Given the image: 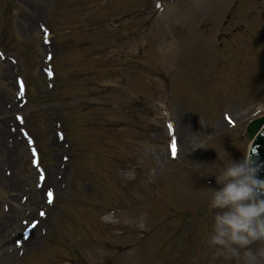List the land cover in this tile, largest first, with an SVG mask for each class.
I'll list each match as a JSON object with an SVG mask.
<instances>
[{"label": "rangeland", "instance_id": "obj_1", "mask_svg": "<svg viewBox=\"0 0 264 264\" xmlns=\"http://www.w3.org/2000/svg\"><path fill=\"white\" fill-rule=\"evenodd\" d=\"M176 7L153 11L147 0H0V46L7 56L0 57V121H12L17 112L24 116L23 127L37 137L52 179L45 186L58 180L56 206L20 247L25 255H2L0 264H68L69 255L85 264H162L164 257L170 264H235L213 261L206 245L212 218L207 202L218 185L204 171L230 156L241 158L246 122L264 113V0H181ZM41 20L53 23L54 39L69 43L59 57L62 70L55 57L62 76L55 90L39 70ZM78 64L82 76L74 70ZM17 76L29 84L22 107L15 96ZM157 101L169 103L168 116ZM222 109L237 123L218 132ZM164 118L175 125L177 160L168 155ZM59 120L74 141L69 152L52 141ZM62 150L72 157L64 177L56 171ZM7 153L0 156L7 181L0 184V227L4 207L27 195L23 189L37 174L26 145L2 164ZM198 174L214 183L200 184ZM13 181L20 189H9ZM118 207L116 215L108 211ZM26 209L5 225L0 250L19 239L22 220L37 218ZM110 243L137 253L121 256ZM153 243L161 245L154 258ZM186 243V256L176 257Z\"/></svg>", "mask_w": 264, "mask_h": 264}, {"label": "clouds", "instance_id": "obj_2", "mask_svg": "<svg viewBox=\"0 0 264 264\" xmlns=\"http://www.w3.org/2000/svg\"><path fill=\"white\" fill-rule=\"evenodd\" d=\"M204 172L214 175L218 185L211 187L207 202L212 210L206 240L211 259L264 264V161L249 148L241 158L230 156Z\"/></svg>", "mask_w": 264, "mask_h": 264}, {"label": "bare ground", "instance_id": "obj_3", "mask_svg": "<svg viewBox=\"0 0 264 264\" xmlns=\"http://www.w3.org/2000/svg\"><path fill=\"white\" fill-rule=\"evenodd\" d=\"M171 48V47H170ZM166 59H171V55H170V53H167L166 54ZM8 64H6V66H7ZM7 70V69H6ZM54 78H56V76H54ZM5 104L6 103H4V107H5ZM2 110H4V108L2 109L1 107H0V112H2ZM237 116V115H236ZM238 118H240L241 119V117H238ZM5 122H6V120H5ZM7 122H8V120H7ZM219 123V122H218ZM8 124V123H7ZM221 127V126H220ZM8 126H6V124H4L3 125V127H1L0 126V156H2V155H5V148H6V145H4L3 144V140L5 139V141L7 140V136H8ZM21 148H23V147H21ZM12 153L13 152H18L19 153V147H17L16 145H14L13 146V148H12V151H11ZM20 155V154H19ZM18 159H19V157H18ZM17 159V160H18ZM3 162V161H2ZM56 171H58V168H57V170ZM30 176L31 175H29V178H30ZM31 179V178H30ZM7 181H6V178L5 177H3L1 174H0V184H3V185H7V183H6ZM33 184L34 183H32V185H31V187H33ZM19 184L17 183V186H16V188H15V191L16 190H18L19 189ZM9 188H10V186H9ZM14 194H16V193H14ZM14 194H12L13 196H11L12 198L14 197ZM14 200V199H13ZM28 200H29V204H32L33 206L34 205H38V204H41L42 202H43V199L41 198V193L36 189V187H33V191H32V193L29 195V197H28ZM27 200V201H28ZM12 213H11V215H10V219H8V221L6 222V224L9 222V221H12V223H13V220L14 219H16V217H17V215L20 213V211L22 212V210L24 209V207L22 206V205H20V204H18V203H15L12 207ZM7 217H8V215H7ZM5 221V220H4ZM7 226H8V224H7ZM3 236H4V234H0V244H3L5 241H4V238H3ZM3 249H4V247H3Z\"/></svg>", "mask_w": 264, "mask_h": 264}, {"label": "water", "instance_id": "obj_4", "mask_svg": "<svg viewBox=\"0 0 264 264\" xmlns=\"http://www.w3.org/2000/svg\"><path fill=\"white\" fill-rule=\"evenodd\" d=\"M264 118H259L257 120H254L248 127L247 136L251 138L255 131L263 124Z\"/></svg>", "mask_w": 264, "mask_h": 264}, {"label": "snow or ice", "instance_id": "obj_5", "mask_svg": "<svg viewBox=\"0 0 264 264\" xmlns=\"http://www.w3.org/2000/svg\"><path fill=\"white\" fill-rule=\"evenodd\" d=\"M48 195H49V198H50V200H51V195H52V194H51V192H49V194H48ZM43 214H44V213H43V212H41V215H43Z\"/></svg>", "mask_w": 264, "mask_h": 264}]
</instances>
